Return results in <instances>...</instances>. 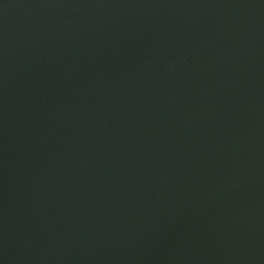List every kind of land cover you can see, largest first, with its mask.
Listing matches in <instances>:
<instances>
[{"label":"water","instance_id":"1","mask_svg":"<svg viewBox=\"0 0 264 264\" xmlns=\"http://www.w3.org/2000/svg\"><path fill=\"white\" fill-rule=\"evenodd\" d=\"M0 264H264V0H0Z\"/></svg>","mask_w":264,"mask_h":264}]
</instances>
